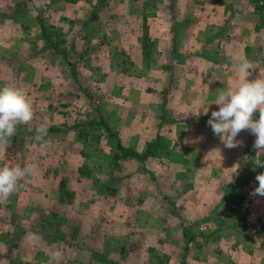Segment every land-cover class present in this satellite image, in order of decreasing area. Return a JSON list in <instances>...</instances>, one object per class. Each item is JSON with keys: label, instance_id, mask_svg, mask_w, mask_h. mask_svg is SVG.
I'll use <instances>...</instances> for the list:
<instances>
[{"label": "rangeland", "instance_id": "rangeland-1", "mask_svg": "<svg viewBox=\"0 0 264 264\" xmlns=\"http://www.w3.org/2000/svg\"><path fill=\"white\" fill-rule=\"evenodd\" d=\"M230 1L0 0V87L23 89L35 112L0 167L36 165L0 201V264H264V223L250 234L234 207L264 173L255 136L228 149L208 117L197 136L172 121L203 113L206 86L216 98L238 84L246 53H260L247 79L264 73V0ZM129 152L141 157H117Z\"/></svg>", "mask_w": 264, "mask_h": 264}, {"label": "clouds", "instance_id": "clouds-1", "mask_svg": "<svg viewBox=\"0 0 264 264\" xmlns=\"http://www.w3.org/2000/svg\"><path fill=\"white\" fill-rule=\"evenodd\" d=\"M239 72L243 74L238 84L229 86L226 90L220 89L212 102L219 106V110L212 111L207 121L214 135L219 137L221 143L228 149L239 147L242 141L236 137L242 131H249L255 136L253 148L257 155H264V73L259 78L249 81V69L256 67L244 60L238 65ZM207 110H203L206 115ZM258 119H253L255 113ZM199 116L200 109L193 112ZM35 112L27 93L12 85L0 87V146H7L18 130V126L27 125L34 119ZM46 124L36 128L35 141L41 152L46 151L48 141ZM35 164H26L24 167L5 165L0 167V201L7 200L25 185L21 182L27 176L35 173ZM258 187L251 193L253 196H264V173L256 176ZM29 242H36L40 237L32 232L26 236ZM50 260L59 262L62 252L59 249L49 253Z\"/></svg>", "mask_w": 264, "mask_h": 264}, {"label": "crops", "instance_id": "crops-1", "mask_svg": "<svg viewBox=\"0 0 264 264\" xmlns=\"http://www.w3.org/2000/svg\"><path fill=\"white\" fill-rule=\"evenodd\" d=\"M239 0H232V1H230V2H238ZM231 4H229V5H227V7L226 8H228V7H230L231 8V6H230ZM213 6H216V3L215 4H213ZM235 6H237V5H235ZM234 10V13H237L238 14V11H239V9H233ZM213 13H210V20H211V22H215L216 20H217V18L219 17V19H223V18H225L226 19V17H228V15L230 14L229 12H231V11H227V9H225V11L222 13V14H220L219 16L217 15V11H215V10H213L212 11ZM209 14V13H208ZM227 15V16H226ZM230 16V15H229ZM233 16H234V14H233ZM232 16V17H233ZM231 18V17H230ZM227 20H225L224 22H226ZM247 55V57L250 59V62H252V61H256V60H258V58H259V55H260V53H258V52H253V53H246ZM228 84H226V83H223V82H221V85H220V87L222 88V89H227L228 87ZM206 88H207V90H209V92H208V95L207 94H205L204 93V91H202L201 92V95H199V99L198 100H200L199 102L201 103V107L203 106V110H205L208 106H210V105H213V100H215V98L212 96V92H211V90H210V88L209 87H207L206 86ZM192 97H194V95H192ZM192 97L191 98H189L188 97V95H187V101H180L181 102V104L183 103L184 105H189L190 103H193L194 102V100H192ZM214 98V99H213ZM189 103V104H188ZM202 115L201 116H206V117H208V118H210V116H211V114H209V113H207L206 115L204 114V113H201ZM194 117V118H197V119H193V118H191V117ZM198 118H200L199 116H196L195 114H191V115H188V116H186V117H183V119H180V118H178V119H174V120H172L173 122H178V123H181V126L183 127V125H185L181 130H178V135L179 136H181L182 134H184L185 132H189L190 130H191V132H193V134L195 135V136H197V134H198V127H200V125H198ZM181 126H179L178 125V129H180V127ZM201 128V127H200ZM185 129H189L188 131H186ZM192 129H193V131H192ZM195 129V130H194ZM249 132H247L244 136H249ZM201 137H202V134L200 135ZM210 136H206V138H209ZM221 149L223 150L224 148L223 147H221ZM206 152H208V150L206 149L205 150ZM237 205V204H236ZM235 205V206H236ZM238 211V210H237ZM239 212V215H240V217H241V212L240 211H238ZM186 218V217H185ZM241 220H242V217H241ZM190 223V222H189ZM239 224H240V226L242 227V229H244L245 231H247L246 230V228H244L242 225H241V221L239 222ZM188 227H191V225H188ZM185 231H187V232H190V231H193L194 230V227H192V228H190V229H188V230H186V229H184ZM194 232V234H195V231H193ZM248 232V231H247ZM196 237H197V235H196ZM195 242H193L192 244L193 245H201L202 243L199 241V240H194Z\"/></svg>", "mask_w": 264, "mask_h": 264}, {"label": "built area", "instance_id": "built-area-1", "mask_svg": "<svg viewBox=\"0 0 264 264\" xmlns=\"http://www.w3.org/2000/svg\"><path fill=\"white\" fill-rule=\"evenodd\" d=\"M256 187L258 181L254 178L244 187L240 202L234 206L241 212V225L254 236L259 234L264 223V196L251 195Z\"/></svg>", "mask_w": 264, "mask_h": 264}, {"label": "trees", "instance_id": "trees-1", "mask_svg": "<svg viewBox=\"0 0 264 264\" xmlns=\"http://www.w3.org/2000/svg\"><path fill=\"white\" fill-rule=\"evenodd\" d=\"M114 135V134H113ZM115 137H116V134L114 135ZM118 139V138H117ZM119 140V139H118ZM161 148L162 149V147H164V144L161 142V143H148V147H147V149H146V154H145V156L146 155H154V154H158L157 153V150H158V148ZM125 149V148H124ZM132 153H134V154H136V156H138V157H141V155L140 154H138V153H135V152H129V153H124V155L123 156H120V155H117V157L118 158H121V157H125V156H129L130 154H132ZM63 183V182H62ZM240 200H241V195H240ZM186 229V228H185ZM187 230V229H186ZM189 234L190 233V237L192 236V233H193V231H190V232H185L184 234Z\"/></svg>", "mask_w": 264, "mask_h": 264}]
</instances>
